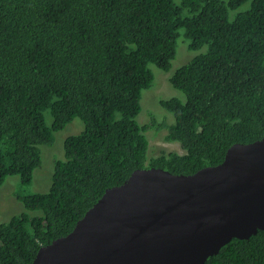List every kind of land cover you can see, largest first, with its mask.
<instances>
[{"label":"trees","instance_id":"trees-1","mask_svg":"<svg viewBox=\"0 0 264 264\" xmlns=\"http://www.w3.org/2000/svg\"><path fill=\"white\" fill-rule=\"evenodd\" d=\"M181 36L198 53L169 79L185 101L160 106L174 118L166 142L184 153L145 167V132L160 129L136 121L153 83L148 65L169 72ZM75 118L84 130L64 141L48 192L17 197L26 213L0 224V264H31L136 170L192 175L231 146L260 140L264 0H0V187L12 176L28 187L40 146ZM204 264H264V231L233 239Z\"/></svg>","mask_w":264,"mask_h":264},{"label":"water","instance_id":"water-1","mask_svg":"<svg viewBox=\"0 0 264 264\" xmlns=\"http://www.w3.org/2000/svg\"><path fill=\"white\" fill-rule=\"evenodd\" d=\"M264 231V136L192 175L136 170L31 264H204Z\"/></svg>","mask_w":264,"mask_h":264},{"label":"rangeland","instance_id":"rangeland-1","mask_svg":"<svg viewBox=\"0 0 264 264\" xmlns=\"http://www.w3.org/2000/svg\"><path fill=\"white\" fill-rule=\"evenodd\" d=\"M227 2L228 0H221ZM250 9V1L241 7L230 10L228 16L233 20L236 14L243 13ZM187 43L181 36L177 40L175 58L171 63V69L165 73L158 69L154 64H149L148 68L153 75L152 87L141 92L140 107L141 111L136 118L140 125L153 123L158 126L159 130H148L145 137L148 141V150L146 155L145 167L149 166V160L160 154H168L175 152L182 155L184 151L179 143L166 142L165 137L168 134L167 127L173 123V116L163 110L160 101L170 98H178L182 102L185 101L184 96L175 90L169 79L173 73L187 63L198 53H191L186 48ZM47 125L50 126L52 118L49 112H45ZM84 130L83 123L75 118L64 129L54 134V142L51 146H40L41 165L33 171L32 182L28 187H23L18 176L6 178L4 184L0 187V224L6 223L13 216H19L26 213L23 205L17 197L27 196L30 194H45L51 185V176L54 170V162L56 160H64L63 144L64 141L71 136H76Z\"/></svg>","mask_w":264,"mask_h":264}]
</instances>
